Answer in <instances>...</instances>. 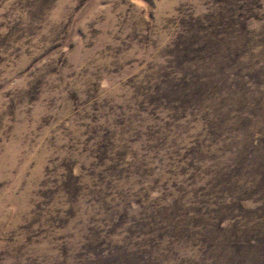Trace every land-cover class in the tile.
Masks as SVG:
<instances>
[{
    "label": "rangeland",
    "instance_id": "obj_1",
    "mask_svg": "<svg viewBox=\"0 0 264 264\" xmlns=\"http://www.w3.org/2000/svg\"><path fill=\"white\" fill-rule=\"evenodd\" d=\"M0 264H264V0H0Z\"/></svg>",
    "mask_w": 264,
    "mask_h": 264
}]
</instances>
